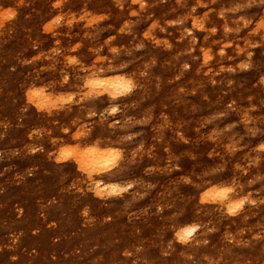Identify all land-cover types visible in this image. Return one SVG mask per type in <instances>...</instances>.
Returning <instances> with one entry per match:
<instances>
[{
  "label": "rangeland",
  "instance_id": "obj_1",
  "mask_svg": "<svg viewBox=\"0 0 264 264\" xmlns=\"http://www.w3.org/2000/svg\"><path fill=\"white\" fill-rule=\"evenodd\" d=\"M0 264H264V0H0Z\"/></svg>",
  "mask_w": 264,
  "mask_h": 264
}]
</instances>
